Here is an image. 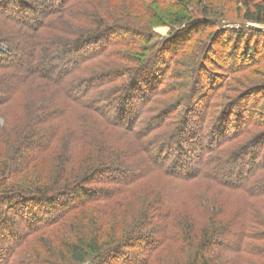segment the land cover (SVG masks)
<instances>
[{
    "label": "trees",
    "instance_id": "16d2710c",
    "mask_svg": "<svg viewBox=\"0 0 264 264\" xmlns=\"http://www.w3.org/2000/svg\"><path fill=\"white\" fill-rule=\"evenodd\" d=\"M56 1L43 0L48 4H44L42 11L34 7L33 1L0 0V18L21 29H47L51 18L68 14L75 0ZM28 13L32 16L42 13L43 19L32 21ZM203 15H207L206 9ZM243 19L264 25V6L245 4ZM191 24L182 23L184 28L178 32ZM255 34L262 35L261 31ZM176 35L171 34L167 39H174ZM114 36H122L121 43L128 45L139 40L133 38L136 34L125 28L108 25L90 33H81L70 41L49 39L34 42V47L23 51L25 59L16 58L18 54L13 45H6V50H2L0 42V107L10 108L18 103L30 87H42L41 91L52 93L55 100L46 103L44 98L32 97L28 106L22 105L27 107L24 110L30 129L23 131L17 139L0 140L1 203L21 213L32 233L60 223L63 214L73 205L75 210L86 212L84 210L95 203H119V198L125 196L135 200L129 205L124 203L121 208L124 213L121 215L122 221H119L117 228L113 227V234L109 231L111 226H106L104 220L94 225L90 222L89 227L87 222L82 226L88 229L86 234L74 241H61L58 253H53L57 255H53L51 260L46 259L43 264H85L88 259L90 264H110L113 259L120 264H147L151 256L149 252H155L166 242H181L190 246L191 255L185 264H243L241 259H244V253L250 257L258 255L264 258L263 251L252 254V246L249 249L244 243L246 239L264 241V211L258 217L248 207H238L234 212H228L221 202L209 209L205 200L202 204L199 201L191 207L202 209L203 227L199 230L195 226L197 220L175 207L183 193L186 194L189 187L194 185L203 186L207 193L215 190L220 195L243 192L248 199L264 197V135L233 154L216 147L225 131L240 125L245 113L257 111L239 110V106L230 111L225 109L226 113L223 111L212 120L205 144L201 135L198 137L196 122L199 116L192 113L194 101L186 96L184 102L179 104L183 112L178 127L167 135V139H150L149 134L157 126L154 128V125H150L152 128L148 126L145 131L136 129V108L153 90L159 72L156 67L163 60L161 47H157L149 58L129 71H117L114 75L110 72H106V75H82L87 64L106 56ZM126 36L128 40L124 39ZM236 36L239 42L240 36ZM255 50L246 46L244 51L237 53L232 47V52L228 54L232 66L250 61ZM121 76L125 77L124 83L118 90L112 92L106 89L113 78L116 80ZM191 83L194 85L193 79ZM252 90L257 89L246 92ZM200 93L201 90H198L193 97L199 95L198 98H201L205 94ZM236 99L227 107L233 106ZM259 114L262 117L257 127L264 125V109ZM95 124L105 128L100 132L95 130ZM67 129L71 133L68 145L64 146L66 154H63L67 160L64 163L61 160L57 165L60 168L51 172L53 178L41 173L40 177L34 179L26 176L31 185L19 187L16 183H7L38 159L43 160L42 155L52 147L59 149ZM108 134L123 139V142H113ZM126 139L131 146L124 142ZM204 148L207 151L203 154ZM69 151L71 153L67 155ZM173 154L171 160L170 155ZM202 155H206L207 160L201 168H196L197 165L192 164L196 160L201 162ZM72 164L76 167L66 168V165ZM155 171L161 173L162 176L158 177L165 184L162 193L142 188L136 194L133 190L156 176ZM167 189H170L168 194L165 193ZM136 205L139 209L134 208ZM184 205L185 209L189 208L185 202ZM128 208L132 212L125 217ZM12 228L6 217L0 216V264H8L7 253L13 241L23 244L30 236V232L20 236ZM124 228L127 229L121 232ZM133 242L142 244L146 257L124 253ZM216 248L219 251L213 250ZM34 262L28 259L23 264H37Z\"/></svg>",
    "mask_w": 264,
    "mask_h": 264
},
{
    "label": "rangeland",
    "instance_id": "374dc122",
    "mask_svg": "<svg viewBox=\"0 0 264 264\" xmlns=\"http://www.w3.org/2000/svg\"><path fill=\"white\" fill-rule=\"evenodd\" d=\"M28 1H33L34 7L42 11L44 4H48L43 0ZM55 2L57 1L55 0ZM255 3L264 6V0H75L71 4L72 8L68 14L51 18L50 27L43 30L32 31L28 27L21 29L0 18V42L2 50H6V45H13L14 51L18 54L16 58H22L25 56L24 52L34 47V42L40 40L70 41L76 39L81 33H90L99 27L108 25L125 28V30L136 34L133 38L139 40L128 45L121 43L122 36H114L110 40L111 45L106 56L87 64L83 68L82 75H106V72L114 75L117 71L122 73L126 70L129 71L138 66L142 60L143 63L145 59L149 58L157 47H161L160 56L163 60L156 67L159 72L155 85L152 87L153 90L138 103L136 108L138 111L136 129L145 131L148 126L154 125V128L157 127L148 137L150 139H167V135L178 127L183 112L182 106L179 104L184 102L183 99L186 96L194 101L192 102L194 103L192 113L199 116L198 122H196L198 137L201 135L202 142L205 144L211 131L212 120L220 116L223 111L226 113L225 109L230 111L231 108L239 106V110L257 111L256 113H245L243 116L245 121L241 119V123L236 129L231 128L225 131L217 142L216 147L233 154L254 142L255 139H258L257 137L261 138L264 135V125L256 126L262 117L259 113L261 109H264V25L250 23L243 19L245 4ZM205 9L206 16L203 15ZM28 15L33 18L32 21L43 19L42 13L36 16L29 13ZM177 21L181 23L178 24ZM183 21L186 24H192L182 32H178L184 28ZM256 31H261L262 35L256 36ZM174 33H177L174 39H167ZM236 35L240 36L239 42H237ZM124 39L128 40V36ZM246 46L254 47L255 55L250 61L232 66L229 60L231 56L228 55L232 52V47L237 53H240ZM243 67L246 69L242 70ZM190 77L191 80L193 79L194 85L189 80ZM124 78L123 76L116 80L113 78V82L108 84L106 89L115 92L123 85ZM250 89L257 90L246 92ZM41 90L42 87H30L24 92V98L18 100V103L13 104L10 108L0 107V140L17 139L23 131L26 132L27 129H30V123L24 110L27 107L22 105L28 106L32 97L34 98L36 95V97L44 98L46 103L47 101L55 102L52 93L47 94ZM198 90H201L200 95L204 92V96L198 98L199 95H195L194 97H197L192 99ZM244 92L245 94L242 95ZM235 98L237 99L233 101L234 105L227 107L228 104H232L231 101ZM42 108L45 109V107ZM254 114L260 116H254ZM79 119L83 120L82 117ZM140 121L142 124H139ZM93 126L100 132L105 128L100 127V124ZM70 134L67 129L63 134V142L60 143L59 149L52 147L42 155L43 160L38 159L20 175L14 179L10 178L7 183L13 185L16 183L19 187H24L32 184L26 176H31V179H34L43 173H47L48 176L52 174L51 172H56L60 168L57 165L61 160L63 163L67 160L63 153H65L64 146L68 145L67 140L71 137ZM108 135L113 142H123V139L121 140L113 134ZM89 136L92 134L89 133ZM129 140L133 142L131 138ZM125 141L127 145L130 143L127 139ZM136 146L138 147L139 144L137 143ZM206 151L207 148H204L203 154ZM69 153L71 151L67 155ZM170 156L172 160L174 154ZM206 160L207 156L202 155L201 162L196 160L197 162L192 165L196 164V168H201ZM70 167L76 166L66 165V168ZM155 175L145 180L142 186L132 190L136 191V194L142 188L148 189L150 192L162 193L161 190L165 184L162 178L158 177V175H162L158 171H155ZM168 190L170 189L164 192L168 194L170 192ZM232 193L235 194L220 195L215 190L207 193L203 186L194 185L189 187L186 194L183 193L175 207L197 220L198 224L195 226L199 230H202L203 227L202 209L191 208L199 201L202 204L205 200L208 207L210 206L209 209L213 204L221 202L228 212H234L238 207H248L258 217L264 211V197L248 199L243 192ZM119 201L122 203L113 201L95 203L92 207L84 210L86 212L75 210L76 208H73L75 205H73L63 214L60 223L32 233L27 228V221H24L21 213L10 207H5L0 201V216L6 217L8 223L13 227V231H16L20 236L30 232V236L23 244L13 241V245L7 253L8 264H23L24 260L28 259L34 260V263L43 264L46 259L47 261L51 260L53 255H57L53 253H58L57 249L60 247L61 241H74L77 237L86 234L88 229L85 230L82 226L87 222V227H89L90 222L94 225V223L104 220L106 226H111L109 231L113 234V227L117 228L119 221H122L121 215L124 213L121 208L124 203L129 205L135 200L125 196L120 197ZM184 202L189 208L185 209ZM134 208L139 209L137 205ZM130 211L132 212V209H126L125 217L130 215ZM103 213L105 215H102ZM181 218H183V214ZM244 243L249 249L252 246V250H250L252 254L264 252V241L246 239ZM213 250L219 251V248ZM124 253L128 256L138 255L140 258L145 256L142 244L135 242L131 243ZM149 253L151 256L148 258L147 264H185L191 255V250L190 246L181 242H166L155 252L150 251ZM243 255H245L244 259H241L243 264H264L263 256L250 257L246 253ZM88 261L89 259L85 264H90ZM109 263L120 264L114 259Z\"/></svg>",
    "mask_w": 264,
    "mask_h": 264
}]
</instances>
